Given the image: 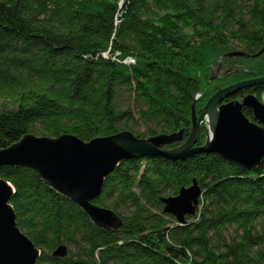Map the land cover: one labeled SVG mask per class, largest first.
<instances>
[{"label": "trees", "instance_id": "obj_1", "mask_svg": "<svg viewBox=\"0 0 264 264\" xmlns=\"http://www.w3.org/2000/svg\"><path fill=\"white\" fill-rule=\"evenodd\" d=\"M209 47L259 65L264 0H0V150L28 135L187 138L209 80ZM237 51L248 56L227 57ZM252 67L242 73L262 77ZM248 95L264 102V85L224 103ZM204 106L199 98L197 116ZM0 179L14 190L19 228L41 252L36 264H264V159L249 168L199 151L123 161L93 200L123 221L117 231L96 226L32 168L1 167ZM194 181L201 202L180 224L163 199ZM60 246L67 257L53 256Z\"/></svg>", "mask_w": 264, "mask_h": 264}, {"label": "water", "instance_id": "obj_2", "mask_svg": "<svg viewBox=\"0 0 264 264\" xmlns=\"http://www.w3.org/2000/svg\"><path fill=\"white\" fill-rule=\"evenodd\" d=\"M120 21V17H118ZM264 48L254 57L261 56ZM237 51L227 57H243ZM264 85V77L243 81L218 90L203 107L199 116L193 103L192 127L185 137L183 131L138 138L130 131L85 142L77 136L56 139L28 135L16 144L0 150V168L16 166L32 168L49 187L74 201L98 227L117 231L123 221L114 211L100 208L93 200L100 195L105 178L118 164L142 156L163 155L177 160L199 151L218 153L249 168L264 159V102L254 95L242 101H228L241 90ZM251 110L253 120L243 113ZM206 129L200 145L202 130ZM12 186L0 179V264H36L41 252L19 228L10 204ZM202 188L194 181L178 195L163 199L164 213L174 216L180 224L193 217L200 205ZM66 246H60L53 256L65 258Z\"/></svg>", "mask_w": 264, "mask_h": 264}, {"label": "rangeland", "instance_id": "obj_3", "mask_svg": "<svg viewBox=\"0 0 264 264\" xmlns=\"http://www.w3.org/2000/svg\"><path fill=\"white\" fill-rule=\"evenodd\" d=\"M204 53L207 66L204 76H207L209 80H207L206 83L205 96L202 99L201 97H198V100L200 98V103L202 102L203 106L216 90L223 89L225 86H231L243 81L257 79L256 75L248 76L245 73H242L251 66L253 67L250 70L254 69L257 73H260L261 76L264 77V59L261 60L259 65L254 62L250 63V66H242L238 62L234 63L233 61H229V59H224L220 50L217 51L216 49L209 47L206 48ZM3 105V102L0 100V107ZM6 106L8 107L9 105Z\"/></svg>", "mask_w": 264, "mask_h": 264}]
</instances>
